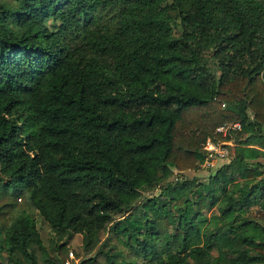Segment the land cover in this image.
<instances>
[{"label": "trees", "instance_id": "1", "mask_svg": "<svg viewBox=\"0 0 264 264\" xmlns=\"http://www.w3.org/2000/svg\"><path fill=\"white\" fill-rule=\"evenodd\" d=\"M263 77L264 0H0V264H264Z\"/></svg>", "mask_w": 264, "mask_h": 264}, {"label": "rangeland", "instance_id": "2", "mask_svg": "<svg viewBox=\"0 0 264 264\" xmlns=\"http://www.w3.org/2000/svg\"><path fill=\"white\" fill-rule=\"evenodd\" d=\"M105 13V12H104ZM109 15H112V12L109 14H106V16L103 14L99 20L96 19V23L97 24H104L105 21L107 20V17ZM49 23H51L49 21ZM176 31V29H175ZM209 51L207 52V54L205 55V59H206V64L213 69V72L215 73L216 76L219 75V68L217 66V59L215 56L212 55V49H208ZM264 80V77H263ZM230 141H226V143L224 144V148L227 151V155L225 157H220V156H212L209 160V165H206L205 162L202 163L196 170H189V171H184V172H174V174L172 176H170V178L168 179V181H176L177 179L181 178V177H187V178H196V180L198 182H206L207 178L209 175L213 174L220 166H222L224 163L228 162L231 154H232V147L234 146V139L237 137L238 133L235 132H230ZM260 161L262 163H264V158H260ZM160 188L157 187L151 191L145 192L143 195L144 197H146L145 199H147L148 197H152L155 196L159 193ZM145 199H141L142 203L145 201ZM140 201V202H141ZM24 209L26 211H30V208L25 206ZM214 211V209H209L206 211V216H209L211 214V212ZM32 212V211H31ZM36 224H37V229L40 233L41 236V240L43 242V244L47 247L50 245V241H51V233H50V229L49 226L47 225V223L42 220L41 217H39L36 214ZM110 235V232L108 231V229L102 231L101 233V239L104 240L106 237H108ZM117 237L115 235L111 236V242H115L117 243ZM67 244L69 245V254H68V262L67 264L71 263V260L74 259L75 254H80L82 256H85L84 252L82 251L81 248V237L80 235H74L72 236L70 239L67 240ZM118 247L121 248V245H119L117 243ZM124 252H127V250L123 249ZM2 256V259H4L6 256V253L2 252L0 253ZM1 259V258H0Z\"/></svg>", "mask_w": 264, "mask_h": 264}, {"label": "built area", "instance_id": "3", "mask_svg": "<svg viewBox=\"0 0 264 264\" xmlns=\"http://www.w3.org/2000/svg\"><path fill=\"white\" fill-rule=\"evenodd\" d=\"M241 130V124L239 122H228L224 123L216 128L218 133H221L222 136H226L230 132H239ZM224 141H212L208 139L204 145V149L206 150L205 164L209 165V160L212 156H220L225 157L227 155V151L224 148ZM203 162V163H204Z\"/></svg>", "mask_w": 264, "mask_h": 264}]
</instances>
